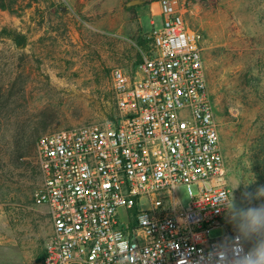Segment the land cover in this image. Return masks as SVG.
<instances>
[{
	"label": "built area",
	"instance_id": "1",
	"mask_svg": "<svg viewBox=\"0 0 264 264\" xmlns=\"http://www.w3.org/2000/svg\"><path fill=\"white\" fill-rule=\"evenodd\" d=\"M157 3L151 54L140 52L130 72L109 71L115 122L36 141L41 181L32 199L48 208L53 226L42 264H221L222 254L241 242L233 239L239 236L230 223L233 194L202 36L179 0ZM181 186L186 207L176 194ZM121 207L127 223L119 220Z\"/></svg>",
	"mask_w": 264,
	"mask_h": 264
},
{
	"label": "rangeland",
	"instance_id": "2",
	"mask_svg": "<svg viewBox=\"0 0 264 264\" xmlns=\"http://www.w3.org/2000/svg\"><path fill=\"white\" fill-rule=\"evenodd\" d=\"M179 1L186 7L187 23L202 36L204 73L228 183L239 203L242 193L255 196L264 185V0ZM152 3L7 0L8 10H0V231H11L22 250L33 248L29 243L39 228L31 210L41 181L37 139L110 121L116 108L109 71L132 70L141 52L137 37L151 39L160 25L157 5L150 11ZM5 31L25 38V45L6 38ZM20 141L31 147L22 156L14 151ZM237 183L240 188L233 192ZM176 194L186 207V187ZM260 204L264 197L253 199L252 206ZM118 214L127 223L123 207ZM230 220L236 227L232 214ZM222 233L223 228L211 235Z\"/></svg>",
	"mask_w": 264,
	"mask_h": 264
},
{
	"label": "clouds",
	"instance_id": "3",
	"mask_svg": "<svg viewBox=\"0 0 264 264\" xmlns=\"http://www.w3.org/2000/svg\"><path fill=\"white\" fill-rule=\"evenodd\" d=\"M239 188V183L235 184L233 192ZM261 197H264V185L256 189L255 196L245 191L239 203L234 195L228 202L232 218L238 221L236 230L239 236L233 239L241 242L222 254L221 264H264V204L252 206L253 199Z\"/></svg>",
	"mask_w": 264,
	"mask_h": 264
},
{
	"label": "crops",
	"instance_id": "4",
	"mask_svg": "<svg viewBox=\"0 0 264 264\" xmlns=\"http://www.w3.org/2000/svg\"><path fill=\"white\" fill-rule=\"evenodd\" d=\"M154 4H156L158 8L155 17H158L160 21L159 5L157 1L150 5V11L154 13ZM133 68L134 66H132V69ZM31 210L35 212L33 217L39 226L38 229L33 231L35 240L29 243L33 248L29 251L22 250L18 244H14V237L11 231H0V264H36L38 258H40V264H42L45 254L44 246L48 238L52 235L53 226L46 206H36L34 204Z\"/></svg>",
	"mask_w": 264,
	"mask_h": 264
},
{
	"label": "trees",
	"instance_id": "5",
	"mask_svg": "<svg viewBox=\"0 0 264 264\" xmlns=\"http://www.w3.org/2000/svg\"><path fill=\"white\" fill-rule=\"evenodd\" d=\"M156 0H146V4H150L152 2H155ZM7 0H0V10L5 11L8 10V5L6 4ZM6 38L11 39L12 41L16 42L18 45H25V38L22 36H14L8 32L3 33ZM137 46L139 47V50L141 52L150 55L152 48H153V42L152 39H149L147 35L141 34L136 39ZM137 60L133 63V66H136L141 61V54H137ZM116 112L114 115L110 116V121L115 122L116 120ZM36 145V144H35ZM31 149L29 142H26L25 144H21L20 142H17L14 146V151L17 153L18 156L23 155V150L29 151ZM135 213V210H134Z\"/></svg>",
	"mask_w": 264,
	"mask_h": 264
}]
</instances>
